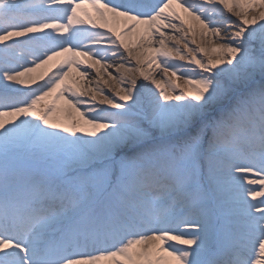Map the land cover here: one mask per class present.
I'll return each mask as SVG.
<instances>
[{
    "label": "snow or ice",
    "instance_id": "snow-or-ice-1",
    "mask_svg": "<svg viewBox=\"0 0 264 264\" xmlns=\"http://www.w3.org/2000/svg\"><path fill=\"white\" fill-rule=\"evenodd\" d=\"M0 264H264V0H0Z\"/></svg>",
    "mask_w": 264,
    "mask_h": 264
},
{
    "label": "bare ground",
    "instance_id": "bare-ground-1",
    "mask_svg": "<svg viewBox=\"0 0 264 264\" xmlns=\"http://www.w3.org/2000/svg\"><path fill=\"white\" fill-rule=\"evenodd\" d=\"M183 62V63H182ZM175 63H178V64H184L185 62L184 61H175Z\"/></svg>",
    "mask_w": 264,
    "mask_h": 264
},
{
    "label": "rangeland",
    "instance_id": "rangeland-1",
    "mask_svg": "<svg viewBox=\"0 0 264 264\" xmlns=\"http://www.w3.org/2000/svg\"><path fill=\"white\" fill-rule=\"evenodd\" d=\"M183 63V62H182Z\"/></svg>",
    "mask_w": 264,
    "mask_h": 264
}]
</instances>
